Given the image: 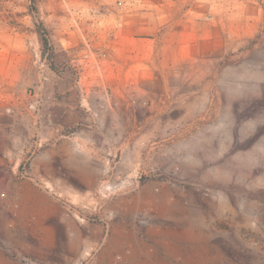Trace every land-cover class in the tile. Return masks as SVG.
Instances as JSON below:
<instances>
[{"label": "rangeland", "instance_id": "rangeland-1", "mask_svg": "<svg viewBox=\"0 0 264 264\" xmlns=\"http://www.w3.org/2000/svg\"><path fill=\"white\" fill-rule=\"evenodd\" d=\"M56 122L102 167L79 263L264 264V0H0V217Z\"/></svg>", "mask_w": 264, "mask_h": 264}, {"label": "crops", "instance_id": "crops-1", "mask_svg": "<svg viewBox=\"0 0 264 264\" xmlns=\"http://www.w3.org/2000/svg\"><path fill=\"white\" fill-rule=\"evenodd\" d=\"M34 145H24L23 151L41 157L40 177L49 190L30 183L18 190L15 200L19 209L9 207V217H0V251L15 252L21 258L31 251L50 253L64 263H15L0 255V264H79L84 254L95 250L101 237L104 235V241L108 234L102 226L73 213L96 209V200L102 199L95 198L102 181V167L93 154L95 147H90L85 133L64 135L62 124L57 122L40 133Z\"/></svg>", "mask_w": 264, "mask_h": 264}, {"label": "trees", "instance_id": "trees-1", "mask_svg": "<svg viewBox=\"0 0 264 264\" xmlns=\"http://www.w3.org/2000/svg\"><path fill=\"white\" fill-rule=\"evenodd\" d=\"M43 35H44V36H43L42 44H43V46L46 48V47L48 46V40H47V38L45 37V33H44Z\"/></svg>", "mask_w": 264, "mask_h": 264}, {"label": "built area", "instance_id": "built-area-1", "mask_svg": "<svg viewBox=\"0 0 264 264\" xmlns=\"http://www.w3.org/2000/svg\"><path fill=\"white\" fill-rule=\"evenodd\" d=\"M79 264H94V263H91L90 259L87 260L86 262H83V263H79Z\"/></svg>", "mask_w": 264, "mask_h": 264}]
</instances>
